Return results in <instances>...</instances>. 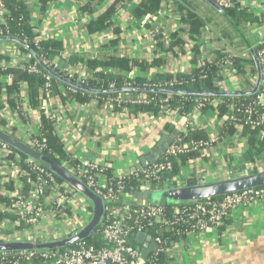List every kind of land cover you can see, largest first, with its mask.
<instances>
[{
    "label": "crops",
    "instance_id": "obj_1",
    "mask_svg": "<svg viewBox=\"0 0 264 264\" xmlns=\"http://www.w3.org/2000/svg\"><path fill=\"white\" fill-rule=\"evenodd\" d=\"M109 1L102 0L92 9L99 10ZM81 3V0H52L41 13L37 0L28 2L33 31L42 39L55 38L63 42L60 53L64 56L60 57L59 53L47 60L57 61L63 74L70 72L77 78L91 77L86 60L109 54L139 60L158 57L164 60L157 68L158 72H187L203 61L213 60L216 57L214 50L221 47L240 59L249 57L252 65L247 62L242 74L232 67L223 68L220 90L246 93L257 85L259 73L254 55L256 44L264 40V0H240L238 6L243 17L239 20L226 17L219 12L218 6L206 0H164L145 23L133 15L138 0H129L119 5L112 17V26L118 28V32L108 28L90 34L84 25L89 15L80 9ZM177 3L205 22L200 34L194 35L193 39L198 46L197 55H194L190 33L184 29L185 24L177 11ZM154 28H159L156 37L151 35ZM175 32L187 43L166 50L170 36ZM1 47L23 53L10 39L0 40ZM73 57L76 60L70 61ZM7 60L8 57L2 54L0 65ZM96 71L113 72V69L97 68ZM145 75L136 67L131 71V76ZM10 79L5 75L1 80L10 82ZM26 89L23 86L20 95L22 112L10 108L4 101L0 109V129L20 140H23L24 132L39 131L40 126V112L30 106ZM59 90L61 94L65 93L61 86ZM53 98L58 103L50 109L54 133L61 138L63 151L69 159L62 161L99 159L108 163L112 173L120 174L130 170L164 135L173 132L174 138L178 133L193 137L194 132L201 131L206 140L216 137V141L209 143L194 160L182 164L178 160L172 176L179 183L174 182L173 186L235 177L246 174L244 172L252 173L254 168L257 171L264 169V150L256 155L253 163L245 159L248 138L239 127L235 126L237 129L232 134L220 135L221 126L225 124L220 120L226 114L219 116L216 108L193 110L188 117L171 112L151 118L145 113L114 111L113 106H104L93 97L85 102L67 98L64 103L58 95ZM186 122L188 126H185ZM164 124L173 126L171 132L164 129ZM99 178L102 180L103 177ZM13 179L12 172H3L0 165V182L6 180L5 186L14 192ZM6 199L0 191V217L11 218L13 215L7 211L9 202ZM173 250L172 259L177 264H264V201L235 209L220 226L208 227L200 234L182 238ZM26 264L39 263L29 261Z\"/></svg>",
    "mask_w": 264,
    "mask_h": 264
},
{
    "label": "built area",
    "instance_id": "obj_2",
    "mask_svg": "<svg viewBox=\"0 0 264 264\" xmlns=\"http://www.w3.org/2000/svg\"><path fill=\"white\" fill-rule=\"evenodd\" d=\"M28 2L30 0H27ZM216 6L230 8L238 4L240 0H211ZM151 15L146 14L142 21L145 23ZM20 18L18 23L21 22ZM10 13L3 0H0V36L8 32ZM159 28L151 30L152 37H156ZM42 39L37 35L34 43ZM12 44V43H11ZM14 45V44H12ZM0 48V56L8 57L9 62H3L0 68L20 67L31 73L40 72L36 62H30V55L21 53L18 49L5 50ZM256 57L260 66V85L255 96L247 103L234 105L237 112L246 116L245 122L256 127L264 123V40L256 44ZM63 57V54H59ZM52 69H59L57 61H49ZM223 68L231 67V60L222 62ZM67 79L74 77L70 72L65 74ZM7 76V75H6ZM204 76V73L201 74ZM45 79L43 87L40 89L42 97L39 106L36 107L40 114L51 115L50 109L53 105H58L51 95V76L43 73ZM148 77V76H147ZM2 78H5L2 77ZM8 78V77H7ZM77 78V77H76ZM87 77L77 78L80 82ZM147 80H151L150 74ZM9 80H3L5 84ZM171 83V82H170ZM130 84V81H125ZM108 87H113V82L107 83ZM150 85H160V82H152ZM23 86L21 84V91ZM27 88V86H26ZM27 90V89H26ZM75 89L69 88L70 93ZM22 93V92H21ZM72 99L71 97H69ZM153 100L148 97L131 94L117 95L116 97L106 96L99 101L104 106H117L120 112L128 114L132 107L137 104H147ZM161 112L157 116L149 113L151 118L163 117L171 112L177 113V109L169 108L168 99H160ZM220 99H210L201 97L196 100L194 108L191 110L201 111L205 107L216 108ZM233 105H231L232 108ZM191 111L185 116H189ZM255 115V116H252ZM221 123H231L239 127V116L230 114L220 120ZM185 126H188L186 122ZM259 136L264 137V128L260 129ZM23 142L42 152L46 148L45 139L40 137L39 131H27L23 134ZM175 139V138H174ZM216 141V137L210 140L195 139L184 135L172 142L159 161L151 162L148 166L127 172L113 174L116 180L113 182L103 171L109 168L108 163L99 159L84 160L76 162L73 160L62 161L60 165L68 172L78 176L92 191L100 195L104 203V213L100 225V233L104 240V245L95 247L83 240H78L67 248L33 249L19 251H0V264H20L22 258L31 259L32 256L47 260L49 264H161L158 254L164 253L167 264H177L172 259L175 244L182 238H189L200 234L208 227H217L223 224L224 220L230 217L231 213L242 206L250 205L254 202L264 201V186L249 188L242 191L228 193L220 198H208L195 202L172 205L170 213L162 205H152L149 203L132 204L128 199H124L123 178L129 173L140 171L144 175L143 182L139 190H154L159 188L173 187L174 182L179 183L174 176L162 178L163 173L172 170V159L177 154L187 153L193 150H205L209 143ZM58 158L57 153H53ZM26 164L28 169H22L20 162ZM0 165L3 172L10 171L14 175L16 191L5 186L6 180H1L0 191L4 197L9 199L7 211L13 217H0V242L2 241H31L45 242L46 240H57L70 237L80 231L91 218V205L89 201L78 191L72 188L65 181H58L54 173L41 166L35 160L22 159L21 155L8 144L0 141ZM103 177L102 180L99 178ZM157 182V185L154 184ZM116 183L117 191L113 184ZM24 184H28L26 194L22 193ZM122 201L116 205V201ZM21 225H23L21 227ZM170 234H182V237L171 239V236L164 237L161 231ZM144 233L150 236L155 242L156 248L149 250L146 256L141 255L142 244L130 243V234Z\"/></svg>",
    "mask_w": 264,
    "mask_h": 264
},
{
    "label": "trees",
    "instance_id": "obj_3",
    "mask_svg": "<svg viewBox=\"0 0 264 264\" xmlns=\"http://www.w3.org/2000/svg\"><path fill=\"white\" fill-rule=\"evenodd\" d=\"M52 0H37L40 12L43 13L48 3ZM80 9L88 13L89 18L85 21V30L87 33H94L100 30H106L112 28L114 32H118V28L113 27L112 17L115 14L119 5L129 0H110L106 6H102L99 10H93L94 4H100L102 0H81ZM164 0H138L136 7L133 10V15L137 19H142L146 14L154 15L160 8V5ZM7 10L10 13L9 28L8 32L0 36V39H12L17 47L23 52L30 55V62L35 61L40 69L38 73L27 72L20 67H7L0 68V109L4 106V102L12 109H15L19 113L22 112L21 108V84L24 82L27 86V97L28 102L32 108L39 106L42 92L40 89L43 87L45 79L43 73H48L51 76V95H58L61 103L69 97L79 102H85L90 97L101 99L106 96L116 97L117 95L131 94L133 96L142 95L153 100L147 104H137L132 107L131 112L135 115L138 113L153 114L157 116L161 112L160 99L167 98L169 108L177 109V113L180 115H186L195 106L196 100L205 96L210 99H220V103L216 107L218 115H236L240 119V131L247 135L248 149L245 152V159L253 163L255 157L264 150V137L259 136L260 129L264 128V123L253 127L249 123L245 122L246 116L240 111L237 112L234 105L239 103H247L252 98H255L256 92L239 93V92H225L220 90L219 83L223 80V65L222 62L226 59L231 60V67L235 69L236 73H244L246 70V63L249 62L252 65V59L239 58V56H233L223 48H217L214 50L216 57L210 61H203L200 65L198 64L194 68H191L187 72H158L157 68L163 64L164 60L158 57H151L149 60H139L126 55H115L109 54L102 56L101 58H89L86 60V65L91 72V77H87L85 81L80 82L75 76L67 79V76L63 74L59 69H52L49 66L48 59L51 56L58 55L64 48L63 42L60 39L47 38L40 39L37 44L34 43L36 33L33 31L31 20L29 17V5L27 0H3ZM219 12L224 14L226 17H231L235 20H239L243 17L238 4H235L230 8L218 7ZM177 11L182 17V21L185 24V30L190 33L189 39L193 41L194 35L200 34V29L204 26V20L195 14L193 11L184 7L180 3H177ZM21 22L18 23V20ZM191 37V38H190ZM161 44V42H159ZM187 43L177 32L172 33L170 41L166 50L172 49L174 46L182 47ZM194 55L198 53V46L194 43L192 45ZM256 55V54H255ZM70 61L76 60L75 57L69 58ZM195 61V60H194ZM139 69L141 72L146 73L145 76H131L133 68ZM97 68H112L113 72L96 71ZM204 73L202 77L201 74ZM151 80H147L149 78ZM8 75L11 77L10 82L2 83V77ZM148 76V77H147ZM63 77L70 81L66 83L61 80ZM130 81V84L126 85L125 81ZM113 82V87H108L107 83ZM152 82H160V85H150ZM171 82V83H170ZM73 85V86H72ZM64 88L65 93L61 94L59 87ZM73 87L75 90L70 93L69 88ZM4 101V102H3ZM231 105L232 108H231ZM209 107H205L208 109ZM114 111L118 110L117 106H113ZM260 110L264 107L259 108ZM255 116V115H252ZM53 119L51 116L40 114V126L39 134L40 137L45 139L46 148L42 152V155L48 158V160L60 164L61 159H68L63 151V144L61 138H59L53 129ZM169 124H164V129L169 128ZM237 128L231 123H225L221 126V134H232ZM193 137L195 139L206 140L205 134L201 131L194 132ZM179 138H184L182 133H178L173 140L177 141ZM17 151V150H16ZM53 153L58 154V158ZM22 159L28 158L19 152ZM200 154V150H193L187 153L177 154L172 159V170L168 173H163L162 178L171 177L179 162L185 163L188 160H194ZM163 158L160 156L156 161ZM177 159V160H176ZM69 160V159H68ZM36 161V160H35ZM75 161V160H73ZM37 162V161H36ZM38 163V162H37ZM253 165V164H252ZM43 166V165H41ZM254 166V165H253ZM22 169H28L26 164L20 162ZM44 167V166H43ZM45 168V167H44ZM47 169V168H46ZM254 168L251 172H256ZM103 175H106L110 180L115 182L112 171L110 168L104 170ZM55 175V174H54ZM56 176V175H55ZM58 181H63L56 176ZM144 175L138 171L137 173H129L123 178V191H125L124 199H128L132 204L143 203L141 200H137L131 197L130 193L139 190V186L143 182ZM196 183V182H195ZM113 184V183H112ZM157 185V182H154ZM192 184L187 182V185ZM114 189L117 191L116 183L113 184ZM28 184H24L22 193L26 194ZM119 196V191H117ZM121 197V196H119ZM221 196H217L220 198ZM216 198V197H215ZM9 202V199H6ZM122 201H116L115 204L119 205ZM170 204L164 206V209L170 213ZM4 215V214H3ZM2 216V214H0ZM227 219V218H226ZM225 219V220H226ZM224 220V221H225ZM23 225H21L22 227ZM24 227V226H23ZM100 225L95 228V234H89L81 240L91 244L95 247H101L104 245V240L99 231ZM164 237L171 236V239H176L182 234H170L167 231H161ZM135 239V234H130V243ZM135 243V242H133ZM73 245V244H71ZM70 246V245H69ZM65 248L61 247L60 249ZM14 252V251H13ZM16 252V251H15ZM158 259L161 264L166 263V256L164 253L158 254ZM49 264L47 260L40 257L32 256L31 259L22 258L20 264H26L27 262Z\"/></svg>",
    "mask_w": 264,
    "mask_h": 264
},
{
    "label": "water",
    "instance_id": "obj_4",
    "mask_svg": "<svg viewBox=\"0 0 264 264\" xmlns=\"http://www.w3.org/2000/svg\"><path fill=\"white\" fill-rule=\"evenodd\" d=\"M206 1L213 3L211 0ZM254 58L258 66L259 75L257 85L251 91V93L258 90L261 79L260 66L256 55H254ZM60 78L62 81L70 83L69 80L63 77ZM172 127L173 126H170L168 128L169 132H171ZM174 136L175 135L173 132H171L170 135H164L157 142L156 146L139 157V160L133 164L132 171L146 167L151 162H154L160 156H162L168 146L173 142ZM0 141L8 144L30 159L36 160L40 165H43L49 171L54 173L63 181L67 182L72 188L82 194L91 205V218L89 222L74 235L49 242L2 241L0 242V251L33 250L35 248H67L69 245L88 236L89 234H95V228L101 221L102 215L104 213V203L100 195L92 191L78 176L71 174L60 164L48 160L47 157L42 155L35 148L27 145L22 140L1 129ZM260 186H264V169L215 181L201 182L183 186H173L170 188H159L154 190H138L131 192L130 195L134 199L141 200L143 203H149L152 205H180ZM133 242L142 244L143 248L141 249L140 253L143 257L146 256L149 250H154L156 248L155 242L150 236H146L144 233H137L135 235V239L132 240L131 243Z\"/></svg>",
    "mask_w": 264,
    "mask_h": 264
},
{
    "label": "rangeland",
    "instance_id": "obj_5",
    "mask_svg": "<svg viewBox=\"0 0 264 264\" xmlns=\"http://www.w3.org/2000/svg\"><path fill=\"white\" fill-rule=\"evenodd\" d=\"M244 171H245V170H244ZM244 173H248V172H244ZM49 241H51V240L48 239V240H46L45 242H49Z\"/></svg>",
    "mask_w": 264,
    "mask_h": 264
}]
</instances>
